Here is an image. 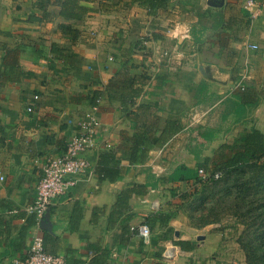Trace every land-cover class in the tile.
Segmentation results:
<instances>
[{"label":"crops","instance_id":"obj_1","mask_svg":"<svg viewBox=\"0 0 264 264\" xmlns=\"http://www.w3.org/2000/svg\"><path fill=\"white\" fill-rule=\"evenodd\" d=\"M75 1L85 12L66 18L55 0H0V264L25 258L36 234L45 252L66 264H235L217 225L194 229L179 215L168 228L150 227L149 240L132 229L176 203L171 190L187 186L156 179L182 164L195 169L194 153L211 157L232 140L222 120H228L230 132L255 127L264 135V0H258L261 11L248 24L238 15L248 13L245 0H165L166 8L154 16L129 0ZM231 49L236 71L219 53ZM164 52L178 56L168 59ZM132 63L133 73L148 77L137 104L156 108L159 131L167 120L182 126L134 165L119 149L132 135L129 113L117 101L90 104L93 92L103 91ZM239 76L242 83L236 85ZM243 86L259 103L236 121L225 102ZM89 113L100 125L96 146L84 153L90 169L51 201L36 226L27 207L35 199L41 166L65 153ZM106 150L113 151L119 180L98 175ZM148 183L157 186L145 187ZM130 188L146 193L118 205L119 193ZM173 241L188 242L191 249ZM171 246L174 260L165 252Z\"/></svg>","mask_w":264,"mask_h":264},{"label":"trees","instance_id":"obj_2","mask_svg":"<svg viewBox=\"0 0 264 264\" xmlns=\"http://www.w3.org/2000/svg\"><path fill=\"white\" fill-rule=\"evenodd\" d=\"M129 1L146 7L149 16H154L158 9L166 8L165 0ZM55 3L60 6V15L66 18H77V15L85 12L75 0H55ZM239 14L244 18L243 22L248 24L249 15L245 11H239ZM221 52L220 57L236 71L237 67L233 63L235 51L231 49L224 54ZM133 67V63L126 64L109 80L103 91L93 92L90 98L92 106L101 99L117 101L129 113L132 135L123 138L119 149L121 157L131 165L142 162L150 149L163 147L171 137L182 132V126L175 120H167L159 131L156 108L150 104H137L148 77L141 72L133 73ZM240 83L239 76L235 84ZM258 103L259 96L251 88L243 86L231 94L225 102V108L233 112L236 121H241L247 109L256 107ZM112 152L104 151L98 162L97 172L103 180L116 181L122 178ZM194 158L195 169L182 164L175 167L171 175L156 179L157 183L177 181L187 186L178 192L171 190L170 196L177 202H168L166 207L150 217L152 220H148L146 225L163 230L168 228L170 221L185 215L190 226L201 229L212 224L221 226L224 218H232L235 223L243 226L237 243L244 253L245 264H264L263 133L255 127L244 128L230 142L220 144L211 157H201L200 153H194ZM199 169L203 175L198 173ZM147 186L155 188L157 184L148 183ZM145 193L135 188L126 189L119 193L117 203L126 204L131 196ZM173 244L184 250L191 249L188 242L173 241Z\"/></svg>","mask_w":264,"mask_h":264},{"label":"built area","instance_id":"obj_3","mask_svg":"<svg viewBox=\"0 0 264 264\" xmlns=\"http://www.w3.org/2000/svg\"><path fill=\"white\" fill-rule=\"evenodd\" d=\"M262 3L258 0H245L243 8L248 12L249 18L254 20L260 13ZM252 49L257 46L252 45ZM165 58L177 57V53L170 54L164 52ZM37 96H34L36 99ZM99 102V101H98ZM29 111L31 109H28ZM82 131L73 135L67 143L65 153L58 157L45 159L41 166L42 177L36 185V196L34 201L27 207V210L35 217V224L39 226L43 217L49 209L51 201L63 194L67 188L74 184V178L78 175L85 174L90 169L89 161L84 157V153L96 146V134L100 127L94 114L89 113L81 124ZM203 175L201 169L198 170ZM216 177V176H215ZM3 177L0 176V181ZM145 240L150 238V228L142 224L133 228ZM169 260L177 257L174 248L171 246L166 251ZM14 264H66L62 256L51 255L45 252L43 247V238L40 235H34L28 247L27 256L23 259L16 260Z\"/></svg>","mask_w":264,"mask_h":264},{"label":"rangeland","instance_id":"obj_4","mask_svg":"<svg viewBox=\"0 0 264 264\" xmlns=\"http://www.w3.org/2000/svg\"><path fill=\"white\" fill-rule=\"evenodd\" d=\"M227 122H228V120H225V121L222 120L221 123L224 124V127H221V129L225 135L226 127H228L226 135L228 134L230 137V138L229 137L228 138L231 140L235 137L236 133H239L240 131L236 130L237 132H233V131L230 132L229 130H231V127H230V124H228ZM211 137L212 136H210V135H206L205 138H207L206 139L207 141H210L212 139ZM185 188H186V186L183 187V189H185ZM184 217H185V215H184ZM214 225H217V230H219V233H224V240L226 241V243H225L226 249H228L231 252L230 253L231 255H229L227 258L233 259L235 261V264H245L244 253L241 250L239 244L237 243V239L241 235V233H242L241 231H243V226L235 223L234 219H232V218H224L221 222V226H220V224H214ZM191 227L194 228L193 226H191ZM175 252H176V250H175Z\"/></svg>","mask_w":264,"mask_h":264},{"label":"water","instance_id":"obj_5","mask_svg":"<svg viewBox=\"0 0 264 264\" xmlns=\"http://www.w3.org/2000/svg\"><path fill=\"white\" fill-rule=\"evenodd\" d=\"M175 235H176V236H178V234H177V233H175ZM202 238H203V237H201V236H198V237H197V240H201Z\"/></svg>","mask_w":264,"mask_h":264}]
</instances>
